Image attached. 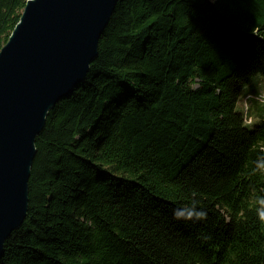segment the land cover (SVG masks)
I'll return each instance as SVG.
<instances>
[{
	"label": "trees",
	"instance_id": "obj_1",
	"mask_svg": "<svg viewBox=\"0 0 264 264\" xmlns=\"http://www.w3.org/2000/svg\"><path fill=\"white\" fill-rule=\"evenodd\" d=\"M27 1L0 0V50ZM98 52L36 137L0 264H264V120L236 111L264 0H119ZM193 202L205 220L174 218Z\"/></svg>",
	"mask_w": 264,
	"mask_h": 264
},
{
	"label": "water",
	"instance_id": "obj_2",
	"mask_svg": "<svg viewBox=\"0 0 264 264\" xmlns=\"http://www.w3.org/2000/svg\"><path fill=\"white\" fill-rule=\"evenodd\" d=\"M119 0H28L0 50V260L28 212L35 140L98 58Z\"/></svg>",
	"mask_w": 264,
	"mask_h": 264
},
{
	"label": "rangeland",
	"instance_id": "obj_3",
	"mask_svg": "<svg viewBox=\"0 0 264 264\" xmlns=\"http://www.w3.org/2000/svg\"><path fill=\"white\" fill-rule=\"evenodd\" d=\"M264 78L257 76L255 77L250 86H248L241 94L238 103L236 105V111L240 114H244V104L246 103L247 98H243L245 95H251L255 98V101H258L259 103L248 100V107H249V117L252 118L253 124L248 126V130H252L253 127L257 124H259L262 120H264ZM263 93V94H262ZM262 94V95H261Z\"/></svg>",
	"mask_w": 264,
	"mask_h": 264
},
{
	"label": "clouds",
	"instance_id": "obj_4",
	"mask_svg": "<svg viewBox=\"0 0 264 264\" xmlns=\"http://www.w3.org/2000/svg\"><path fill=\"white\" fill-rule=\"evenodd\" d=\"M257 169L260 171H264V158H260L257 162ZM255 204L256 207V215L257 219L260 223H264V196H260L256 198ZM174 218L176 220H184V221H201L207 218V213L205 211H196L195 210V202H193V206L191 209L184 210H175Z\"/></svg>",
	"mask_w": 264,
	"mask_h": 264
},
{
	"label": "bare ground",
	"instance_id": "obj_5",
	"mask_svg": "<svg viewBox=\"0 0 264 264\" xmlns=\"http://www.w3.org/2000/svg\"><path fill=\"white\" fill-rule=\"evenodd\" d=\"M248 97H249V96H245L244 99H245V98H248ZM247 123H250V119L247 120Z\"/></svg>",
	"mask_w": 264,
	"mask_h": 264
},
{
	"label": "crops",
	"instance_id": "obj_6",
	"mask_svg": "<svg viewBox=\"0 0 264 264\" xmlns=\"http://www.w3.org/2000/svg\"><path fill=\"white\" fill-rule=\"evenodd\" d=\"M263 91H264V90H263ZM245 96H246V95H245ZM245 96H244V97H245Z\"/></svg>",
	"mask_w": 264,
	"mask_h": 264
}]
</instances>
